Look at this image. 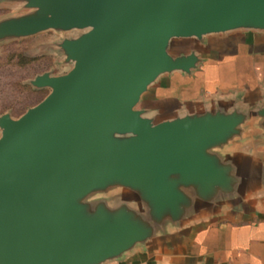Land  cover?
Here are the masks:
<instances>
[{
	"label": "water",
	"instance_id": "water-1",
	"mask_svg": "<svg viewBox=\"0 0 264 264\" xmlns=\"http://www.w3.org/2000/svg\"><path fill=\"white\" fill-rule=\"evenodd\" d=\"M0 41L78 30L59 48L71 68L16 118L0 115V264H106L196 213L264 188V99L218 102L158 119L139 107L156 79L190 74V41L264 31V0H0Z\"/></svg>",
	"mask_w": 264,
	"mask_h": 264
},
{
	"label": "crops",
	"instance_id": "crops-1",
	"mask_svg": "<svg viewBox=\"0 0 264 264\" xmlns=\"http://www.w3.org/2000/svg\"><path fill=\"white\" fill-rule=\"evenodd\" d=\"M182 47L194 49L201 62L190 74L166 73L149 86L139 103L149 115L170 118L218 102L248 106L264 99V31L216 34L208 47L190 41ZM147 97L153 107L144 104ZM251 143L234 153L263 156L248 150ZM128 263L264 264V188L251 186L239 198L203 208L180 228L106 264Z\"/></svg>",
	"mask_w": 264,
	"mask_h": 264
},
{
	"label": "rangeland",
	"instance_id": "rangeland-1",
	"mask_svg": "<svg viewBox=\"0 0 264 264\" xmlns=\"http://www.w3.org/2000/svg\"><path fill=\"white\" fill-rule=\"evenodd\" d=\"M28 11L18 3L0 1V18ZM78 33V30L49 29L29 37L0 41V115L8 113L16 118L46 96L49 88H37L30 81L43 72L66 73L72 62L65 60L59 43ZM144 104L153 107L154 102L147 97ZM249 142H252L249 151H264V145L258 144V140L249 139Z\"/></svg>",
	"mask_w": 264,
	"mask_h": 264
}]
</instances>
